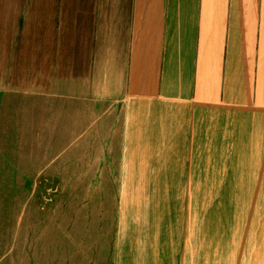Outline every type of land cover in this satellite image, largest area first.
Here are the masks:
<instances>
[{
	"label": "crops",
	"instance_id": "crops-1",
	"mask_svg": "<svg viewBox=\"0 0 264 264\" xmlns=\"http://www.w3.org/2000/svg\"><path fill=\"white\" fill-rule=\"evenodd\" d=\"M5 102L79 264H264V0H0Z\"/></svg>",
	"mask_w": 264,
	"mask_h": 264
},
{
	"label": "rangeland",
	"instance_id": "rangeland-1",
	"mask_svg": "<svg viewBox=\"0 0 264 264\" xmlns=\"http://www.w3.org/2000/svg\"><path fill=\"white\" fill-rule=\"evenodd\" d=\"M10 109L13 103L5 102L0 112ZM12 112L0 115V264H79V187L89 193L106 181L38 177L46 149L29 147L30 118ZM44 118L36 122L42 125ZM59 150L51 149L53 167Z\"/></svg>",
	"mask_w": 264,
	"mask_h": 264
}]
</instances>
